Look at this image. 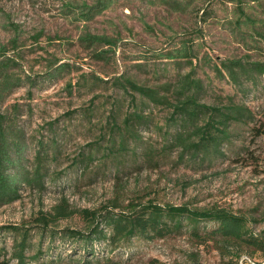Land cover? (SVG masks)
<instances>
[{"label": "rangeland", "instance_id": "rangeland-1", "mask_svg": "<svg viewBox=\"0 0 264 264\" xmlns=\"http://www.w3.org/2000/svg\"><path fill=\"white\" fill-rule=\"evenodd\" d=\"M96 1L0 0V49L5 47L0 59L12 58L10 77L20 82L4 91L0 103L7 126L21 131L24 140L13 170L23 178L36 167L40 147L46 156L42 188L21 183V197L0 205V260L11 255L17 237L6 227L16 225L31 232L26 264H264V251L253 245H199L186 229L114 247L70 235L90 231L94 222L85 210L119 212L132 201H154L229 209L246 216L250 234L264 240V138L253 129L264 127V76L235 83L216 69L225 59L264 61V7H249L247 0H203L209 7L205 15L148 0H113L85 19L86 5ZM242 9L254 16L255 31L239 22ZM89 32L111 36L116 44L87 46L81 38ZM184 45L196 56L192 63L168 58ZM190 77L203 80V102L232 96L256 116L249 125H233L226 156H182L171 141L178 130L172 107L139 94L132 98L122 87L130 78L174 99ZM135 112L141 117L127 123ZM58 204L74 213L42 230L39 218L56 213Z\"/></svg>", "mask_w": 264, "mask_h": 264}, {"label": "trees", "instance_id": "trees-1", "mask_svg": "<svg viewBox=\"0 0 264 264\" xmlns=\"http://www.w3.org/2000/svg\"><path fill=\"white\" fill-rule=\"evenodd\" d=\"M112 2L113 0H97L93 5L87 4L89 12L84 16L85 19L100 14L110 7ZM148 3L172 7L175 11L181 12L190 9L204 11L205 15L209 12V7L203 0H148ZM247 3L252 8L256 5L264 7V0H247ZM238 20L242 25L254 28L255 18L248 10H240ZM81 41L87 46L108 45L109 49L116 44L111 36L90 32L83 35ZM4 50L5 47L0 49V56L5 55ZM176 51L175 54H169L168 58L183 57L192 63L196 57L189 54L190 48L186 45ZM13 66L12 58L5 56L4 59H0V103L4 91H9L20 84L13 83L10 77L9 69ZM216 69L235 83H242L244 80L256 82L264 76V61H251L247 57L225 59L221 67L216 66ZM122 87L132 94V98L139 94L154 105L172 107V122L178 130L171 141L174 147L182 150V156L185 153L190 156H202L204 159L226 156L224 146L232 139L233 125L239 123L249 125L256 120L252 109L246 104L236 102L232 96L214 104L203 102L201 93L205 92L206 88L203 80L199 78L190 77L187 83L175 90V94L172 95L174 99L168 94H162L155 87L139 84L130 78L122 83ZM135 116L141 117L140 112H135L134 116H127L125 118L127 123H131ZM7 120V114L0 112V205L11 203L21 197V183L42 188L45 177L43 162L46 156L42 147L36 153V167L30 174L20 178L18 172L13 170L23 156L24 140L21 131L16 133L12 126H7ZM253 129L256 136L264 138V127ZM125 142L126 139L123 137L119 145L123 146ZM54 209L56 213L39 218L42 230L50 229L52 222L70 217L72 215L70 213H74L64 204L55 205ZM85 216L94 222L90 231L84 234L79 230H71L70 235L88 240L95 239V243L103 242L113 247L134 237L153 240L166 238L186 229L199 245H206L210 241L217 245L238 242L253 245L264 251V240H257L250 234L246 216L218 206L196 208L189 204H161L154 201L135 204L132 201L119 212L105 207L99 210H85ZM206 222H214L216 225L209 229ZM6 228L17 231V237L14 239L11 255L4 256L0 264H11L15 259L18 264H26L29 259L27 251L32 246L30 229L16 225ZM61 237L62 240L66 239V235ZM92 254L95 255L94 252Z\"/></svg>", "mask_w": 264, "mask_h": 264}]
</instances>
